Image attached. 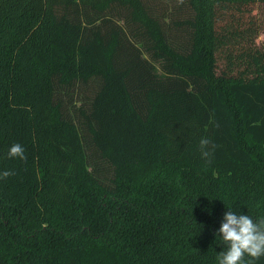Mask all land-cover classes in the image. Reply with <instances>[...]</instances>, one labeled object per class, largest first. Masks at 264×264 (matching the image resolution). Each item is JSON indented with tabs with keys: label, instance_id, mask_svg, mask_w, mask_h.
I'll return each mask as SVG.
<instances>
[{
	"label": "trees",
	"instance_id": "obj_1",
	"mask_svg": "<svg viewBox=\"0 0 264 264\" xmlns=\"http://www.w3.org/2000/svg\"><path fill=\"white\" fill-rule=\"evenodd\" d=\"M256 2L0 0V264H218L264 218Z\"/></svg>",
	"mask_w": 264,
	"mask_h": 264
},
{
	"label": "clouds",
	"instance_id": "obj_2",
	"mask_svg": "<svg viewBox=\"0 0 264 264\" xmlns=\"http://www.w3.org/2000/svg\"><path fill=\"white\" fill-rule=\"evenodd\" d=\"M182 2L178 0V3ZM199 143L202 158H208L215 145L207 138H201ZM8 156L26 159L24 148L19 143L10 146ZM12 175H15L13 171L5 170L0 172V179ZM218 234L227 245L226 250L217 256L218 264H253L264 257V218L254 221L247 214H238L229 209L223 214ZM246 257L249 259L246 260Z\"/></svg>",
	"mask_w": 264,
	"mask_h": 264
},
{
	"label": "rangeland",
	"instance_id": "obj_3",
	"mask_svg": "<svg viewBox=\"0 0 264 264\" xmlns=\"http://www.w3.org/2000/svg\"><path fill=\"white\" fill-rule=\"evenodd\" d=\"M254 23L255 27H259V36L255 38V45L258 48H262L263 45V37H264V4L256 2L255 4L248 6L247 10L244 13L238 15L237 17L229 22L228 24L235 28H243L247 26L249 23ZM221 66V65H220Z\"/></svg>",
	"mask_w": 264,
	"mask_h": 264
}]
</instances>
